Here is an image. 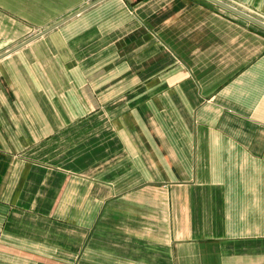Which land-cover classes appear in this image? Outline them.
I'll return each mask as SVG.
<instances>
[{
  "label": "crops",
  "instance_id": "crops-1",
  "mask_svg": "<svg viewBox=\"0 0 264 264\" xmlns=\"http://www.w3.org/2000/svg\"><path fill=\"white\" fill-rule=\"evenodd\" d=\"M0 264H264V29L0 0Z\"/></svg>",
  "mask_w": 264,
  "mask_h": 264
},
{
  "label": "water",
  "instance_id": "water-1",
  "mask_svg": "<svg viewBox=\"0 0 264 264\" xmlns=\"http://www.w3.org/2000/svg\"><path fill=\"white\" fill-rule=\"evenodd\" d=\"M218 6H220L221 8L239 16L240 18L260 27L261 29H264V21L236 8V7H233L232 5H229L228 3H225L224 1L222 0H208ZM44 34V33H42ZM38 37V36H37ZM20 47V46H19Z\"/></svg>",
  "mask_w": 264,
  "mask_h": 264
},
{
  "label": "rangeland",
  "instance_id": "rangeland-1",
  "mask_svg": "<svg viewBox=\"0 0 264 264\" xmlns=\"http://www.w3.org/2000/svg\"><path fill=\"white\" fill-rule=\"evenodd\" d=\"M254 16H256V18H258V19H260V20H262V21H264V16L263 15H261L260 13H252Z\"/></svg>",
  "mask_w": 264,
  "mask_h": 264
},
{
  "label": "built area",
  "instance_id": "built-area-1",
  "mask_svg": "<svg viewBox=\"0 0 264 264\" xmlns=\"http://www.w3.org/2000/svg\"><path fill=\"white\" fill-rule=\"evenodd\" d=\"M128 1H133L134 2V1H137V0H128Z\"/></svg>",
  "mask_w": 264,
  "mask_h": 264
}]
</instances>
